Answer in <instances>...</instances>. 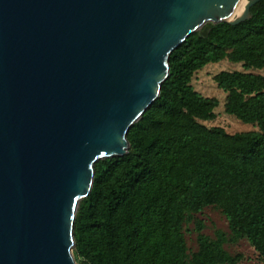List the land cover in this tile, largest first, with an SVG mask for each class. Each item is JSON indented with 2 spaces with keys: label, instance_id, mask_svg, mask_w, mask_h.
<instances>
[{
  "label": "water",
  "instance_id": "water-1",
  "mask_svg": "<svg viewBox=\"0 0 264 264\" xmlns=\"http://www.w3.org/2000/svg\"><path fill=\"white\" fill-rule=\"evenodd\" d=\"M0 0V264H79L95 165L130 150L170 57L261 0Z\"/></svg>",
  "mask_w": 264,
  "mask_h": 264
},
{
  "label": "trees",
  "instance_id": "trees-1",
  "mask_svg": "<svg viewBox=\"0 0 264 264\" xmlns=\"http://www.w3.org/2000/svg\"><path fill=\"white\" fill-rule=\"evenodd\" d=\"M252 18L232 26L210 24L170 57L160 96L128 133L129 153L95 165L91 194L79 204L74 256L79 264H239L225 245L246 239L264 262V0ZM228 60L244 72L214 77L226 94L225 112L254 125L229 134L204 123L216 119L219 100L193 86L197 72ZM219 207L230 235L202 233L188 247L184 225Z\"/></svg>",
  "mask_w": 264,
  "mask_h": 264
},
{
  "label": "rangeland",
  "instance_id": "rangeland-1",
  "mask_svg": "<svg viewBox=\"0 0 264 264\" xmlns=\"http://www.w3.org/2000/svg\"><path fill=\"white\" fill-rule=\"evenodd\" d=\"M224 71L244 72V68L242 64L225 60L217 64L208 65L194 76L193 86L196 91L205 97L216 98L220 102L219 107L216 109V119L204 124L209 128H224L229 134L258 131L259 129L256 126L243 123L225 112L226 94L214 81V77ZM250 72L264 76V69ZM198 223L204 225L202 233L211 238H215L218 231L230 235L229 223L222 210L217 206H210L201 213L193 215V221L184 225L185 238L188 247L192 251H197L198 249V232L196 230ZM225 249L232 255H241L243 257L239 264H264L259 254L246 239L238 243L229 242L225 245Z\"/></svg>",
  "mask_w": 264,
  "mask_h": 264
},
{
  "label": "bare ground",
  "instance_id": "bare-ground-1",
  "mask_svg": "<svg viewBox=\"0 0 264 264\" xmlns=\"http://www.w3.org/2000/svg\"><path fill=\"white\" fill-rule=\"evenodd\" d=\"M248 1L249 0H240L239 1L232 18L237 17V16L239 17L245 12L246 5H247Z\"/></svg>",
  "mask_w": 264,
  "mask_h": 264
}]
</instances>
